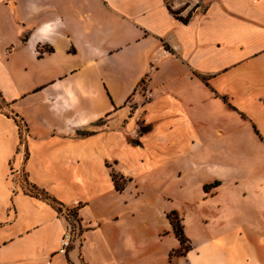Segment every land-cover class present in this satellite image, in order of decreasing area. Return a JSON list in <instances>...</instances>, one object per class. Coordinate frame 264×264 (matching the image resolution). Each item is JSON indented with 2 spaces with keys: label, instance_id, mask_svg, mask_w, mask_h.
<instances>
[{
  "label": "crops",
  "instance_id": "crops-1",
  "mask_svg": "<svg viewBox=\"0 0 264 264\" xmlns=\"http://www.w3.org/2000/svg\"><path fill=\"white\" fill-rule=\"evenodd\" d=\"M187 1L0 0V264H264V0Z\"/></svg>",
  "mask_w": 264,
  "mask_h": 264
},
{
  "label": "trees",
  "instance_id": "trees-1",
  "mask_svg": "<svg viewBox=\"0 0 264 264\" xmlns=\"http://www.w3.org/2000/svg\"><path fill=\"white\" fill-rule=\"evenodd\" d=\"M171 11L176 16L178 15L177 11H173V10H171ZM190 16H191V13H189L186 17L178 16V18H180L183 22L187 23L189 21ZM24 37H26V36H24ZM2 103H3V101H2ZM0 107L4 108V104L3 105L0 104ZM7 115L11 116L15 119V121L19 127V132H20V136H21V143H23L25 141V134L28 131L26 121L18 113H15L13 111H7ZM112 176H113V179L115 181L117 189H119V190L123 189L124 183H120V181L118 179L121 177L115 172H112ZM26 182L33 189L32 190V189H29L27 186L26 187L23 186L24 190L27 193L34 195V196H37L39 198H42L43 200H46L47 202H49L51 205H53L61 213H63L64 211H67V218H68L69 222H71L72 219L76 217V215H75L76 213H75L74 209H64L63 203L61 201H59L57 198H55L48 191H46L43 188H40L39 186H37L35 184L30 183L29 181H26ZM168 217H169V219L173 225L174 231H175V233H176V235L179 238L180 243H181V248L179 249V252L185 253L187 250H189L190 245L187 243V240H186V237L184 235L180 220H179V218L175 212L168 213ZM75 219H74V221H75Z\"/></svg>",
  "mask_w": 264,
  "mask_h": 264
},
{
  "label": "built area",
  "instance_id": "built-area-1",
  "mask_svg": "<svg viewBox=\"0 0 264 264\" xmlns=\"http://www.w3.org/2000/svg\"><path fill=\"white\" fill-rule=\"evenodd\" d=\"M137 88L139 93L142 95V103H147L152 99L153 95L151 91L143 86V82H141V84ZM64 213L67 214V211H64ZM72 226L73 223L69 222V225L67 226L66 230L63 233L59 248V252L61 253H65L71 245L72 238L74 235V230Z\"/></svg>",
  "mask_w": 264,
  "mask_h": 264
},
{
  "label": "rangeland",
  "instance_id": "rangeland-1",
  "mask_svg": "<svg viewBox=\"0 0 264 264\" xmlns=\"http://www.w3.org/2000/svg\"><path fill=\"white\" fill-rule=\"evenodd\" d=\"M199 1H201V0H199ZM199 1L197 2L198 4H199ZM172 2H173V0H167V3L168 4H172ZM195 3H196L195 1L189 0V1L186 2V4L184 5V7H189L190 6L192 9H194L195 8V6H194ZM171 10L178 12V10H174V9H171ZM0 104L3 105L1 99H0ZM118 179H119L120 183H124L125 182V179H122V178H118ZM18 180L22 183L23 186H25V187L27 186L29 189H32L28 185V183L26 182L27 181V178H26V174H25V172L23 170L19 172V174H18ZM75 218H73L72 221H71L73 223V226H76V222L74 221ZM167 242L170 243L171 241L170 240H167Z\"/></svg>",
  "mask_w": 264,
  "mask_h": 264
}]
</instances>
